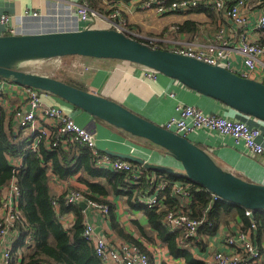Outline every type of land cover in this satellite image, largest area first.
Segmentation results:
<instances>
[{
  "label": "built area",
  "instance_id": "obj_1",
  "mask_svg": "<svg viewBox=\"0 0 264 264\" xmlns=\"http://www.w3.org/2000/svg\"><path fill=\"white\" fill-rule=\"evenodd\" d=\"M132 1H138L141 9L154 11L162 17L170 14H189L204 8L213 11L220 22H225L226 25L228 22L233 23L240 28L232 32L234 35L236 33L239 35L236 39L233 37L231 40L222 39L224 31L221 30L219 33L203 36L199 32L191 40L182 41L177 39V36L181 35L178 27L172 25L166 37L147 38L145 41L153 48L159 44L170 43V48L167 47L166 50L198 59L209 65L223 67L244 79L256 81L255 77L258 74L257 82L264 85V43L251 37L253 33H264V0H103L108 7L103 12L94 10L88 0H68L73 12L85 24V27L90 25L92 19L98 18L108 22L112 29L130 37L126 21L114 8L117 3ZM251 2L260 8L255 23L249 21L247 13L253 8ZM29 15L37 17L39 13L34 11ZM10 19L11 16L8 14L1 16V22L4 25L9 26ZM249 26H252L251 31ZM6 32L8 35H17V31L10 26ZM170 35L176 39H168ZM235 54L242 58L241 68H234L231 65ZM28 68L31 72L40 74V67L29 65ZM144 69L149 78H157L158 73L155 70ZM42 94L43 92L38 89L0 78V108H4L7 114L12 116L16 132H24L30 136L29 148L36 151L42 139L49 140L50 150H69L72 146H86L94 157L99 159L98 164L101 167L131 175L130 183L133 185L140 183L144 176L143 166L100 151L96 144V136L91 131L80 126L60 108L45 106ZM177 109L178 115L171 117L163 125L165 129L189 139L196 133L205 132L209 136L216 134L218 137L232 138L237 143H243L249 155L264 164V131L260 127H252L224 113L206 114L197 105L180 104ZM9 159L14 172L18 173L22 160L15 157H9ZM177 177L180 181L173 185V194L178 199L181 209L167 213L163 221L164 226L170 232H183L185 239H198L205 220L194 219L191 216V210H187L192 204L188 190L192 181L185 175L177 174ZM151 184L154 193L150 197L143 196L140 203L161 208L163 196L160 194L166 189L168 183L157 184L156 179L153 178ZM63 197L66 205L78 207L81 202L87 204V209L83 210L86 214L83 235L94 247L96 256L102 264H151L150 255L140 246L130 242L112 243L105 235L95 230L87 214L92 211L107 219L110 213L108 206L87 199L84 192L76 188L66 189ZM212 197L214 201L219 199L213 194ZM20 199L18 179L14 177L0 191V264H12V251L16 241L21 237V228H24L25 219L19 209ZM54 205L57 207L56 201ZM245 216L251 221L249 232L241 230L234 235H227L225 245L229 252L216 251L212 259L205 264H261L264 261V254L254 242L251 233V231H257L258 227L255 212L245 209Z\"/></svg>",
  "mask_w": 264,
  "mask_h": 264
},
{
  "label": "crops",
  "instance_id": "obj_2",
  "mask_svg": "<svg viewBox=\"0 0 264 264\" xmlns=\"http://www.w3.org/2000/svg\"><path fill=\"white\" fill-rule=\"evenodd\" d=\"M88 1L92 8L98 12L108 9L103 0ZM250 4L253 8L247 12L248 18L249 21L255 23L257 22L260 8L254 6L253 2ZM114 9L119 11L120 16L126 21V27L130 31L131 36L143 41L147 38L162 39L166 37L167 31L172 25L182 24L187 20L196 21L200 25L193 35L185 34L177 37V39L182 41L191 40L199 32L203 36L219 33L221 30L224 31L222 35L224 40H231L232 37L236 39L239 36L237 33L235 35L232 33L240 30L239 27L231 22L226 25L225 22H220L217 16L214 18V20H218L215 27L211 21L208 22L207 19L210 18H207L204 15L205 13L170 14L162 17L154 11L141 9L138 1L117 3ZM34 11L39 13L37 17L29 15V13ZM5 14L11 16L9 26L17 31V35L74 31L85 28H112L108 22L98 18L92 19L90 25L85 27V24L73 12L68 0H0V36L8 35L6 32L9 27L8 24L4 25L1 22V16ZM198 17L207 18V22L200 23L197 20ZM222 26H224L223 29ZM251 29L252 26H249L250 31ZM251 37L264 41V33H253ZM167 38L176 39L172 35ZM168 44L170 45V43ZM65 58H68L67 67L70 69L79 67L86 73L79 75V71L73 77L68 76L66 80H60L76 84L81 89L94 92L97 95L122 104L160 125H164L171 117L178 115L177 108L180 104L197 105L206 114L224 113L234 119L245 117L220 104L218 101L197 94L164 75L158 74L156 79L149 78L144 67L137 64L113 59H89L81 56ZM231 65L234 68H241L242 58L235 54L231 60ZM255 78L257 81L259 75L257 74ZM172 94L174 95L173 97L171 96ZM42 101L45 106L60 108L80 126L91 131L96 136V144L100 151L104 153L112 151L131 154L144 159L145 162L150 164L170 166L176 176L177 174L185 175L180 165L176 164L164 150L149 144V142L133 137L105 122L99 121L50 93L43 92ZM247 119L257 126L264 127V124L259 123L255 119ZM190 139L204 147L217 161L226 165L228 170L236 175L264 184V164L259 159L250 156L243 143H237L229 137H218L216 134L209 136L206 132L196 133ZM139 166L142 167V165ZM78 177L79 175L68 180H57L52 176L49 182L51 193L55 196H62L68 188H76L87 192V187L79 182ZM152 177L156 178L155 174ZM179 181L180 178L175 184ZM153 193L154 191H151L149 194L142 195L141 198L143 196L150 197ZM108 200L113 204V210L111 215L109 213L107 219L92 211L87 214L88 220L94 225L98 233L105 235L112 243L128 242L130 240L136 242L150 255L151 264H188L184 258H175L170 253L168 247L162 243L156 232L152 230L147 215L143 211L132 208L126 196L112 195L108 197ZM239 208L241 207L233 205V208L230 209L232 212L231 216L228 215L225 219L226 221L221 223L216 234L199 236L195 245L189 243V241L186 242L188 239L184 237V239L179 240L180 244L187 247L193 254L194 259L202 264L210 261L216 251L229 252L225 245L226 236L234 235L241 230L249 232L248 229L245 230L244 228V218L238 213ZM75 219V214L70 213L62 218V223L66 229H69L75 223ZM119 230L123 231L131 239L123 236ZM251 233L254 242L257 243V231H251ZM261 246L264 248V241H262Z\"/></svg>",
  "mask_w": 264,
  "mask_h": 264
},
{
  "label": "water",
  "instance_id": "obj_3",
  "mask_svg": "<svg viewBox=\"0 0 264 264\" xmlns=\"http://www.w3.org/2000/svg\"><path fill=\"white\" fill-rule=\"evenodd\" d=\"M81 56L113 59L155 70L197 94L264 124V85L244 79L220 66L151 47L115 29H78L28 35L0 36V78L50 93L97 120L164 150L185 176L219 199L253 212L264 211V184L236 175L219 165L198 143L157 124L128 107L64 82L31 72L29 65L45 60ZM109 155L151 171L174 173L170 166L112 151ZM78 208L87 209L79 203Z\"/></svg>",
  "mask_w": 264,
  "mask_h": 264
},
{
  "label": "trees",
  "instance_id": "obj_4",
  "mask_svg": "<svg viewBox=\"0 0 264 264\" xmlns=\"http://www.w3.org/2000/svg\"><path fill=\"white\" fill-rule=\"evenodd\" d=\"M197 13H205L212 18L217 16L213 11L204 8L190 14ZM199 25L196 21L187 20L176 26L183 36L196 33ZM154 48L166 49L161 44ZM241 118L236 119L252 127L257 126L247 118ZM257 127L264 131V127ZM48 141L40 140L38 149L33 151L29 148L30 136L24 132H16L12 116L7 114L4 108H0V191L14 177L18 179L21 191L19 209L25 219L24 228L20 230L21 237L16 241L12 251V264H102L96 256L94 247L83 235L85 212L78 207L66 205L63 195L55 196L50 190L49 182L52 176L57 180H68L77 175L79 182L87 187V192H84L87 199L108 206L111 215L113 204L109 202L108 197L126 196L132 208L147 215L152 230L175 258H184L188 264H202L194 259L187 247L180 244L179 240L184 239L185 234L179 231L170 232L163 225V219L169 211L181 209L178 199L173 194V185L178 180L175 172H153L142 167L144 176L138 185H133L130 183L131 175L101 167L98 164L99 159L94 157L86 146H72L69 150H50ZM9 157L22 160L18 173L14 172ZM154 174L157 184L168 183L160 194L163 196L161 208L140 203L142 195L153 191L151 181ZM188 190L192 204L187 210H191L194 219L205 220L200 229V236L216 234L221 223L226 221L228 215L231 216L230 209L234 204L221 199L214 201L210 192L195 183H191ZM55 201L57 207L54 205ZM70 213H74L76 219L73 226L66 229L62 218ZM238 213L244 218L245 230L249 229L251 221L245 217V209L239 208ZM255 217L258 222L256 244L264 254V248L261 246L264 241V211L255 212ZM119 232L131 239L123 231ZM196 240L189 239L186 242L195 245ZM128 242L140 246L132 240ZM261 264H264V261Z\"/></svg>",
  "mask_w": 264,
  "mask_h": 264
},
{
  "label": "rangeland",
  "instance_id": "obj_5",
  "mask_svg": "<svg viewBox=\"0 0 264 264\" xmlns=\"http://www.w3.org/2000/svg\"><path fill=\"white\" fill-rule=\"evenodd\" d=\"M190 14V13H189ZM205 16H207V18H210V19H207V18H199L198 17V21L200 23H206V19L208 20V22L211 21L212 25H215V27L217 26V21L214 20V18H212V16L210 15H207V14H204ZM210 25V24H209ZM179 37V36H177ZM185 41V40H183ZM163 47L164 48H167L169 47L170 48V45H167V44H163ZM89 58V57H88ZM89 59H92V58H89ZM68 58H56V59H51V60H45V61H42V62H39L37 64H34L35 66H38L40 67V74H43V75H48V76H51V77H54V78H57V79H62V80H66L68 78V76H71L73 77L74 74H78V72L80 71V74H83L85 71L82 70V68L79 69L76 68V67H72L71 69L69 67L66 66V62H67ZM82 70V71H81ZM86 70V69H85ZM86 73V72H85ZM85 78V77H83ZM73 84V83H72ZM77 87H79L78 85L76 84H73ZM100 121V120H99ZM217 161V160H216ZM219 163L220 166H222L223 168L227 169L228 168L226 167V165H224L223 163H221L220 161H217ZM185 173V172H184ZM244 178V177H243ZM246 179V178H245Z\"/></svg>",
  "mask_w": 264,
  "mask_h": 264
}]
</instances>
